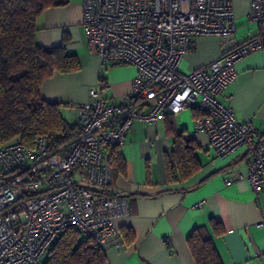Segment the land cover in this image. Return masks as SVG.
Returning <instances> with one entry per match:
<instances>
[{"label":"built area","instance_id":"built-area-1","mask_svg":"<svg viewBox=\"0 0 264 264\" xmlns=\"http://www.w3.org/2000/svg\"><path fill=\"white\" fill-rule=\"evenodd\" d=\"M81 14L101 64L136 67L132 90L113 100L91 89L79 108L78 135L57 151H48L42 136L34 148L0 144V264H42L67 226L105 250L122 245L113 221L128 215L129 204L109 186V147L124 143L135 122L196 108L195 131L207 135L220 157L247 150L246 179L256 196L264 192V135L257 137L251 120L238 122L217 98L235 78L236 61L264 48L263 32L236 39L232 0H81ZM249 18L264 22V0H249ZM205 35L220 38V55L182 72L184 55Z\"/></svg>","mask_w":264,"mask_h":264},{"label":"crops","instance_id":"crops-1","mask_svg":"<svg viewBox=\"0 0 264 264\" xmlns=\"http://www.w3.org/2000/svg\"><path fill=\"white\" fill-rule=\"evenodd\" d=\"M236 39L245 41L264 33V22L249 18V0H232ZM81 0L45 9L36 20V41L45 48L64 47L76 56L75 71L58 72L43 80L39 94L61 105L62 117L76 123L79 108L91 89L106 99L120 100L132 90L136 67L125 63L101 64L81 22ZM220 38L205 35L188 51L180 70L188 73L216 59ZM236 76L218 95L232 108L238 122L251 120L264 135V48L235 63ZM108 83V85H104ZM197 109L182 110L153 123L135 122L119 148L124 167L113 172L111 189L122 192L129 204L126 216L114 219L121 232L132 237L106 251L107 264H196L187 244L194 228L206 227L222 264H264V192L257 196L246 179L251 154L239 148L220 157L205 133L192 131ZM175 131L193 140L196 170L182 181L169 182L164 158ZM227 179L229 181H227ZM220 223L222 234L211 226Z\"/></svg>","mask_w":264,"mask_h":264},{"label":"trees","instance_id":"trees-1","mask_svg":"<svg viewBox=\"0 0 264 264\" xmlns=\"http://www.w3.org/2000/svg\"><path fill=\"white\" fill-rule=\"evenodd\" d=\"M70 0H0V144L20 141L34 148L36 138L46 140L47 150L57 151L79 133L77 123H68L61 105L39 94L44 79L56 71L78 69L77 58L64 47L45 48L36 41V20L47 8ZM174 114H166L172 122ZM197 111V117H200ZM193 140L175 131L170 152L165 154L169 182L182 181L195 172L197 161ZM113 172L124 167L119 145L109 147ZM215 233L223 228L210 221ZM132 237L129 229L120 232L121 242ZM187 244L196 264H222L204 226L193 229ZM106 251L92 237L83 236L74 226L65 227L47 251L42 264H107Z\"/></svg>","mask_w":264,"mask_h":264},{"label":"rangeland","instance_id":"rangeland-1","mask_svg":"<svg viewBox=\"0 0 264 264\" xmlns=\"http://www.w3.org/2000/svg\"><path fill=\"white\" fill-rule=\"evenodd\" d=\"M190 110V108H188ZM186 110V109H185ZM195 128H194V121H193V124H192V131H194Z\"/></svg>","mask_w":264,"mask_h":264}]
</instances>
